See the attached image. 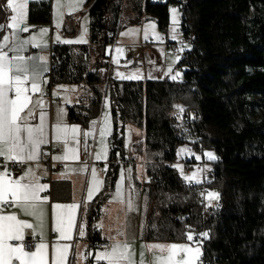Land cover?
<instances>
[{
    "label": "trees",
    "instance_id": "trees-1",
    "mask_svg": "<svg viewBox=\"0 0 264 264\" xmlns=\"http://www.w3.org/2000/svg\"><path fill=\"white\" fill-rule=\"evenodd\" d=\"M84 5L88 44H54L49 77L52 84L81 88L78 102L67 107L69 122L97 119L108 98L109 158L124 153L127 125L143 131L132 145L145 162L146 178L137 183L142 240L186 242L183 234L190 226L197 234L209 233L201 238L204 264H264V0H86ZM170 6L180 11V31L188 43L177 63L180 78H113L107 48L119 30L153 20L166 32ZM49 9V0L30 3L28 22L48 23ZM8 15L0 10V23L6 24ZM183 145L215 152L206 181L189 186L173 167ZM113 178L107 176L88 208L92 240L91 226ZM56 185L68 192L65 183ZM203 188L219 193V200L206 205Z\"/></svg>",
    "mask_w": 264,
    "mask_h": 264
},
{
    "label": "snow or ice",
    "instance_id": "snow-or-ice-1",
    "mask_svg": "<svg viewBox=\"0 0 264 264\" xmlns=\"http://www.w3.org/2000/svg\"><path fill=\"white\" fill-rule=\"evenodd\" d=\"M39 2V0H6V3H0V10L7 13L10 10V15L7 16L8 22L6 24L0 23V30L5 28L11 30L10 35H3L0 41V160L4 161L3 171H0V205H14L19 207L26 215H29L38 221L43 220L45 215L43 205L47 202L48 197L41 196L48 188L47 185L40 184L39 179L29 180L28 176L31 174V169L23 176L13 178L12 174L7 170V163H26L36 161L41 155V146L49 143V132L45 124L46 112L43 111L44 100L42 85L47 83V80H42L43 73L48 71L46 66L47 58L41 56H24L20 53L26 51V46L31 45L33 48L46 47V44L37 42V38L32 36L29 39H21L20 33L29 32V26L26 23L27 6L30 3ZM84 0H55L54 3V17L59 27V20L63 15V9L78 10L83 4ZM171 23H172V39L176 40V26L178 24V10L176 8L170 9ZM154 29V24L145 26V36L148 39V30ZM86 31V29H85ZM48 32V29H40L39 35L42 38ZM127 33H121L126 35ZM155 39H161L160 36H155ZM57 42L60 37H56ZM84 34L82 33L78 40H64L63 43H85ZM187 47V46H184ZM184 47L179 51H184ZM118 54L123 53V49L117 48ZM9 53H15L9 55ZM176 56L173 63L179 60ZM113 63L118 64V58L113 57ZM172 68L169 67L165 75H169ZM117 77L120 79H140L139 73H133L125 76L124 73L117 71ZM180 73L171 76L172 80H176ZM39 93L40 97L33 99L32 94ZM107 107V101L105 102ZM179 107V106H178ZM41 109L39 112V124L33 125L29 120L35 118L36 109ZM184 109L179 107V112ZM63 111L58 113V122L53 127L52 138L57 142L62 141L65 149L63 156L53 157L55 160H79L80 157L75 147L69 148V143L79 144L81 141L77 139L82 135L86 141L90 132L81 130L72 126L69 127L63 124ZM96 122L93 121L95 126ZM101 143L104 138L111 133L110 118L105 114L103 119V126L99 129ZM189 151L186 148L178 150L177 155ZM106 147L103 152L95 153V160L100 161L106 159ZM207 160L214 161L217 157L212 152H205ZM199 160L200 157L196 156ZM181 171L180 165H173ZM86 167L74 169L73 171H86ZM131 172V169L128 170ZM92 185L87 189V200L91 201L95 192L100 190L101 182L97 179L96 169H91ZM186 182L195 181L196 173L191 176H183ZM124 177L121 176L120 182L116 185V193L114 200H122V184ZM26 181V182H25ZM204 195V194H202ZM205 199L209 201L219 200V193L207 192ZM127 210L129 212L134 210L131 199L127 202ZM54 209H66V212H61L56 218L55 231L59 233V238L62 240L72 239L71 232L74 228L78 230L80 237L85 235V229L82 224L77 225L72 215L73 210L78 208L77 204L71 205H54ZM102 227V226H101ZM33 225L25 221L19 220L16 215L0 214V264H69L68 255L70 245L64 244L58 246L53 244L51 246V253L49 254L48 245L39 241L35 245L33 251H28L27 248L31 245L25 240V229H32ZM123 232H117V235H124ZM190 243L168 245L155 243L147 247V251L153 253V260L151 264H201L202 253V239L209 237L208 232L195 233L189 226V230L183 234ZM109 240H115V237H108ZM16 241L20 243H10ZM133 247L125 242H115L107 245L103 251H96L94 256L91 252L87 256L82 255V258L93 259L96 264L105 261L106 264H145L143 258L138 262L133 256ZM143 257V251L141 252Z\"/></svg>",
    "mask_w": 264,
    "mask_h": 264
},
{
    "label": "crops",
    "instance_id": "crops-1",
    "mask_svg": "<svg viewBox=\"0 0 264 264\" xmlns=\"http://www.w3.org/2000/svg\"><path fill=\"white\" fill-rule=\"evenodd\" d=\"M50 1V9H49V22L46 24L33 25L28 22L26 19V23L29 26V32L20 33L21 39H29L32 36L37 38V42H43L46 44V47H37V53L31 54L30 56H45L47 58L46 66L48 71L43 73L42 80H47L46 84L42 85L43 92V100H44V108L43 111L46 112V120L45 124L49 132V143L46 144L51 146L54 149H58L59 153L51 156V160L54 163H61L64 165V171L59 173H48L44 167V158L46 155L42 151L43 146H41V151L43 155L39 157L36 161H30L23 163L26 165L25 172H17L11 173L13 178H19L23 176L29 169H31V174L28 176L29 180H33L38 178L40 184L47 185L48 188L45 192H42L40 195L48 197L47 202L43 205L45 215L43 217L42 222L37 219L26 215L19 207L14 205H7L3 207L0 205V214H12L16 215L19 220L25 221L33 225L32 229H25V240L29 238L31 235H39V241L43 240L44 243L48 245L49 254L51 253V246L56 244L58 246H62L64 244L70 245L68 261L69 264H96L93 259L82 258L81 254L87 256L89 252H91L94 256L96 251H103L98 248L99 242H105L107 245L115 242H127L134 249V259L138 262L141 258L144 259L145 264H151L153 260V253L147 251V247L149 245L159 243L168 245L171 243L183 244L185 242H145L142 240L141 232H142V193L138 188L137 183H142L137 181L135 178L133 179V184L130 185L128 183V178L135 174L136 169L135 165L138 162V156L132 152V148L127 146L125 140V147L129 153V156L134 158V163L132 165H114L111 167L117 168H108L109 160V147L107 144V137L111 135H107L103 143H101V137L99 133L100 127L103 126L104 115L102 114L97 119L90 120L86 125L81 123H72L68 121L67 118V107L78 102V98L81 95V88L77 85L73 84H52L49 77L50 72V50L54 44H66L63 43L64 40H78L80 38L79 34L81 33V29L84 28V40L85 43H72L74 47H78L81 45L88 44V24H89V16L87 14V9L83 4L78 8V10H70L63 9V15L59 20V27H57V21L54 17V3L55 0ZM27 11V10H26ZM10 15V10H9ZM88 17L86 20L85 18ZM8 20L6 21V23ZM82 26V28H81ZM40 29H48V32L42 38L39 35ZM64 29L73 30L71 34H65ZM86 29V31H85ZM11 30L5 28L2 36L0 37V41H2L3 35H10ZM60 37V41L57 42L56 37ZM127 42V41H126ZM126 42H117V37L115 39V47H111L110 54V63L111 67H113L112 63V52L115 48H124L128 54L125 56H131L133 67L129 69V71H124L125 76L133 73H139L140 79H120L115 75V71L111 68V75L113 78L117 80H147L149 78H169L168 75H165L167 67L162 64L158 65L157 69H152L149 67L142 68V61L137 57L133 58L131 51L128 50V46H133L134 44L126 43ZM170 42V41H169ZM171 43V42H170ZM32 47L31 45L26 46V51ZM24 51V52H26ZM23 52V53H24ZM23 53H20L23 55ZM15 53H9V55H14ZM112 59V60H111ZM123 60V59H122ZM122 60H120V66H129L128 64H123ZM115 67V66H114ZM121 67V68H122ZM33 99H37L40 97L39 93L32 94ZM105 101V100H104ZM41 109L37 108L35 118L29 120L30 124L36 125L39 124V112ZM63 111V124L72 127L76 126L81 130V133L88 131L90 135L85 141L83 136L80 135L77 137L81 142L79 144H74L72 142L69 143V148L75 147L78 155L80 157L79 160H55L53 157L63 156L64 155V147L63 142H57L52 138L53 127L58 122L57 117L60 111ZM111 120V119H110ZM93 121L96 122L95 126L93 125ZM125 127V133L127 127ZM133 127V126H131ZM111 128V121H110ZM135 128V127H134ZM124 133V135H125ZM106 147V159H101L100 161L95 160V153L103 152ZM120 155V154H116ZM107 165V166H106ZM106 166V167H105ZM82 167H86V171H73L74 169H80ZM96 169L97 179L101 182L100 190L95 192L91 201L87 200V189L92 185V176L91 169ZM124 167V168H121ZM131 169V172L128 170ZM101 170H104V173H101ZM113 175V183L108 195L106 202L101 206L100 215L95 223L91 226V233H96L94 240L91 239L92 235H88L86 222H87V211L88 208L95 198V196L102 190L105 180L107 176ZM123 175L125 177V188L124 196L122 197L123 203L120 201H116L113 199L116 191V183L118 181V177ZM145 179V178H144ZM26 182V181H25ZM57 182L65 183L68 189L66 191L65 186L56 185ZM193 182V181H192ZM53 188L55 192L53 193ZM114 190V196H112ZM65 192V193H64ZM66 195L65 198H60V196ZM131 199L133 202L134 210L129 212L127 210V202ZM71 205L77 204L78 208L73 210L72 215L74 217L75 223L77 225L82 224L85 229V235L80 237L78 234V230L74 228L71 232L72 239L70 240H62L59 238V233L55 231L56 227V218L61 212H66V209H54V205ZM102 226V227H101ZM123 232L124 235H117V232ZM115 237V240H109L108 237ZM13 241H10V243ZM190 243V242H188ZM143 251V257H141V252ZM100 263L106 264L105 261H101ZM19 264V262H16Z\"/></svg>",
    "mask_w": 264,
    "mask_h": 264
},
{
    "label": "rangeland",
    "instance_id": "rangeland-1",
    "mask_svg": "<svg viewBox=\"0 0 264 264\" xmlns=\"http://www.w3.org/2000/svg\"><path fill=\"white\" fill-rule=\"evenodd\" d=\"M172 8H176V7H174V6L169 7V23H168V27L166 29V32H162L161 30H159L157 28L155 21L149 20L147 22H141L138 25H126L124 28L119 30L118 35H117V42L118 43L127 41L128 43L134 44L133 46H128V50L131 51L130 53H132L133 58L138 57L142 61V68H145L147 66V67L152 68V69H157L158 65L162 64V66L164 65L165 67H167V70H166V72H167L168 68L171 67L172 72L168 75V77H171L172 75H175L176 73H180L179 68H177V63L179 60H177L175 63H173V61L175 60L176 56L180 57V54H181V51H179L180 48H182L184 46L188 47V43H187V41L183 40L181 31H180L181 15H180V11L177 8L176 9L178 10V13H179L178 24L176 26V33H175V35L177 36V39L173 40L171 38L173 33H172L170 9H172ZM123 15L124 16L128 15L127 10L124 11ZM85 19L87 20L88 17H86ZM149 24H154L155 28L154 29L150 28L148 30V39L146 40L144 38L145 26L149 25ZM81 28H82V26H81ZM83 32H84V28L81 29V33L79 34V36H81V34ZM121 33H127V34L121 35ZM157 35L160 36L161 39H159V40L155 39V36H157ZM169 41L172 44H174V46H176L175 51L174 50L172 51V49L170 47H168V48L166 47V43ZM187 47H184V49ZM117 48L113 49V52H112V59H113V57H117L118 61H119L118 64H115L112 62L113 63L112 70L115 71V73H114L115 75H116L117 71L123 73L124 71H129L128 68L129 69L134 68L132 61H131L129 66H123V67L120 66V62H121L120 60L124 59L125 56L128 54V52H126L124 48H121V49H123V53L118 54L116 52ZM107 53L111 54V47L110 46L107 48ZM179 78H180V75L177 79H179ZM106 101H107V107L105 106ZM108 105H109L108 98H106L104 103H103L100 116L102 114L104 116H105V114H107L110 118ZM142 138H143V131L142 130H140L138 128L131 127V126L127 127L126 133H125V140H126L127 146L129 148L130 147L132 148V152H133L132 145L135 142H137L138 140H141ZM181 148H186L189 151H186L179 156L177 155L176 161L173 164V165H180L181 166V168L183 170V175L181 174V171L175 167L176 170L178 171V173L180 174V176L182 178H183V176H191L192 173L195 172L196 173V179H198L200 181V183L203 181H206L207 177L209 176L208 172L210 171V161L207 160L206 156H204V153L205 152H212L216 156L215 152L213 150H208V149L197 152V151L192 150L188 145L180 146L179 149H181ZM196 156H199L200 159L197 160ZM192 160H193V162H192ZM185 162H186V164L189 165V167H185ZM121 168H124V167H121ZM185 168H187V169H185ZM135 169H136L135 174L131 175L128 178V183H130V185L133 184L134 178L140 182H143L145 180L144 178H146L145 162H144V158L142 156H138V162L135 165ZM124 179H125V177H124ZM120 180H121V177H118L117 183L120 182ZM117 183H116V185H117ZM193 183L198 184V183H195V181H193ZM126 187L127 186L125 185V180H123L122 197L124 196V192H125ZM203 190H204V188H203ZM113 191L114 190H112V192ZM207 192H216V191L209 189V188L205 189V191H204V193H205L204 194V202L206 205H209V201H207L205 199V195ZM115 193H116V191H115ZM112 196H114V192H113ZM215 202H216V200L211 201V205H213ZM187 243H188V241H187Z\"/></svg>",
    "mask_w": 264,
    "mask_h": 264
},
{
    "label": "built area",
    "instance_id": "built-area-1",
    "mask_svg": "<svg viewBox=\"0 0 264 264\" xmlns=\"http://www.w3.org/2000/svg\"><path fill=\"white\" fill-rule=\"evenodd\" d=\"M108 36L112 37L113 36L112 32H109ZM111 47L112 48L115 47V41L111 44ZM166 47L167 48L170 47L172 49V51L176 50V46H174V44H172L170 42L166 43ZM35 53H37V50H35V48H33V47H29V49L26 52H24L23 55L24 56H30L31 54H35ZM131 60H132L131 56H127L122 60V62H123V64H128L131 62ZM53 65H54L53 61L50 60V69L52 68ZM112 141H113V137H112V135H109L107 137V144H108L109 149L111 148ZM42 151L46 155V157L43 160L44 167H45V170L49 174L50 173H59V172L64 171V165H62L61 163H54L51 160L52 155L59 153L58 149H54L51 146L46 145V146H43ZM134 162H135L134 158L132 156H129L127 149H125L123 154L114 155V156L110 157L108 160V165L109 166H114V165L115 166L116 165H127L128 166V165H132ZM3 164H4V161L0 160V171L4 170ZM26 169L27 168H26L25 164H20V163L14 164L12 162L7 163V170L10 173L25 172ZM101 173L103 174L104 170H101ZM188 185L193 186V182H189ZM200 192L202 194H204L203 189ZM6 206L7 205H3V207H6ZM188 229H189V227H188ZM38 240H39V235H37V234L29 236V238L26 239V242L28 244H30L31 246L28 247L27 250L33 251L35 249V245L38 242ZM11 243L15 244V243H20V242L13 241ZM97 245H98V248L100 250H105L107 248V244L105 242H99ZM201 264H204L202 258H201Z\"/></svg>",
    "mask_w": 264,
    "mask_h": 264
}]
</instances>
